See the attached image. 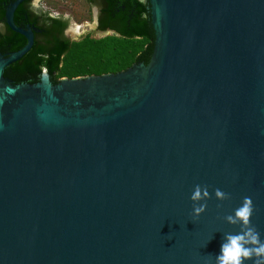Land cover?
<instances>
[{
	"label": "water",
	"instance_id": "1",
	"mask_svg": "<svg viewBox=\"0 0 264 264\" xmlns=\"http://www.w3.org/2000/svg\"><path fill=\"white\" fill-rule=\"evenodd\" d=\"M21 1L5 21L26 42L0 54V264H215L245 196L264 239V0H148L147 64L13 84Z\"/></svg>",
	"mask_w": 264,
	"mask_h": 264
},
{
	"label": "trees",
	"instance_id": "2",
	"mask_svg": "<svg viewBox=\"0 0 264 264\" xmlns=\"http://www.w3.org/2000/svg\"><path fill=\"white\" fill-rule=\"evenodd\" d=\"M123 6L110 4L115 18V33L103 37L86 35L77 40L53 36L47 45L33 42L16 61L5 66L3 76L13 84L39 80L43 69L52 83L61 77L117 72L133 63L147 64L153 49L154 29L148 0H123ZM15 9L14 22L22 25V8ZM64 23L61 25L62 29ZM26 42L23 35L10 28L1 36L0 52L19 49Z\"/></svg>",
	"mask_w": 264,
	"mask_h": 264
},
{
	"label": "flooded vegetation",
	"instance_id": "3",
	"mask_svg": "<svg viewBox=\"0 0 264 264\" xmlns=\"http://www.w3.org/2000/svg\"><path fill=\"white\" fill-rule=\"evenodd\" d=\"M12 1L13 0H0V42L1 36L10 28L5 21V10ZM54 1L55 0H22L18 4V8H22L23 10L21 15L23 24L18 26L23 28L30 27L33 32V42L36 41L38 45H48L55 35L69 40H77L86 35L95 37L93 34H100L101 36L99 37H103L116 34L115 25L121 22V20L115 18L113 11L110 9V4L114 3L123 6V3H121L123 0H83L87 8L88 18L91 20L93 27L91 31L85 32L77 38L73 37L71 34L70 20L73 13L69 10H67L69 11L67 12L61 9L55 10V8L52 7L48 8L47 4H51ZM57 1L64 2L66 0ZM15 12L16 10L13 12V21ZM63 23L64 27L60 29ZM4 53L5 54L0 52V54L4 56L9 52Z\"/></svg>",
	"mask_w": 264,
	"mask_h": 264
},
{
	"label": "clouds",
	"instance_id": "4",
	"mask_svg": "<svg viewBox=\"0 0 264 264\" xmlns=\"http://www.w3.org/2000/svg\"><path fill=\"white\" fill-rule=\"evenodd\" d=\"M213 194L219 200L229 197V193L220 188L213 190ZM209 197L206 186L196 184L193 186L189 199L193 202L192 213L198 217L204 212L207 205L203 201ZM254 211L251 197H243L241 204L223 219L230 224L240 225L241 230L235 233H225L219 253L214 257L215 264H244L252 259V264H264V239L250 217Z\"/></svg>",
	"mask_w": 264,
	"mask_h": 264
},
{
	"label": "rangeland",
	"instance_id": "5",
	"mask_svg": "<svg viewBox=\"0 0 264 264\" xmlns=\"http://www.w3.org/2000/svg\"><path fill=\"white\" fill-rule=\"evenodd\" d=\"M48 8H55V10H69L73 13L71 18V30L73 37H79L81 34L85 32H89L92 30L93 24L91 20L88 18V12L83 0H66L64 2H59L55 0L51 4H47ZM60 6V7H59ZM67 11V12H69ZM95 37L101 36L100 34H93Z\"/></svg>",
	"mask_w": 264,
	"mask_h": 264
}]
</instances>
